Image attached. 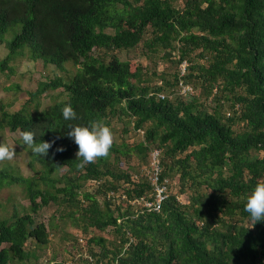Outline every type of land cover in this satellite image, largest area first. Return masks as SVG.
Returning a JSON list of instances; mask_svg holds the SVG:
<instances>
[{"label":"trees","instance_id":"trees-1","mask_svg":"<svg viewBox=\"0 0 264 264\" xmlns=\"http://www.w3.org/2000/svg\"><path fill=\"white\" fill-rule=\"evenodd\" d=\"M176 1L0 0V42L13 34L0 72L25 51L30 61L66 74L29 94L25 105L60 90L41 111L24 105L9 112L0 100V132L32 130L37 142L55 139L44 157L21 135L33 175L0 163V193L20 188L32 214L50 204L64 208L59 218L82 231L98 263L264 264V222L254 224L244 209L250 190L264 181V0H179L181 7ZM139 48L151 62L173 63V78L153 70L160 81L153 85L151 69L116 54ZM69 64L75 73L68 74ZM180 82L197 94H177ZM162 93L176 97L161 99ZM68 102L77 112L71 121L61 112ZM97 118L111 129L115 118L132 124L142 140L132 149L113 143L108 156L80 167L67 126ZM152 149L161 151L160 179L168 181L161 211L135 212L128 202L108 200L109 191L125 184L128 200L152 198L144 175L120 168L134 152L148 168ZM90 180L103 181L88 191ZM55 220L37 223L16 208L9 217L0 215V264H40ZM107 229L111 239L87 238Z\"/></svg>","mask_w":264,"mask_h":264},{"label":"rangeland","instance_id":"rangeland-1","mask_svg":"<svg viewBox=\"0 0 264 264\" xmlns=\"http://www.w3.org/2000/svg\"><path fill=\"white\" fill-rule=\"evenodd\" d=\"M176 7H181L182 2L179 0L176 1ZM13 34L8 32L3 37V43L0 42V61L6 58L8 55V50L5 47V44L11 41ZM24 50H27L24 47ZM121 60H131L133 64L140 63L144 67L151 69L148 73L149 78L152 77L151 71L155 70L156 74H165L169 79L173 78L174 73L177 71L176 67L170 61H163L159 57L154 58V62H151L149 58L142 55L141 49H137L134 52H116ZM156 64V66L154 65ZM10 70H6L4 73L0 72V100L7 105V110L9 112L19 111L29 99V94L34 92L40 82H45L53 79L55 76H65L66 74L61 73L56 70L53 66H45L42 62H33L28 59L26 52L15 56L12 61L8 64ZM68 74H73L76 71V67L71 64L66 66ZM179 72L183 70L180 66ZM153 85L160 84V81L156 77H152ZM60 90L50 92L48 94L42 95L41 99L37 103H32L28 106L31 113L36 111H41L44 108L52 105L57 98ZM177 94L180 95L179 89L176 90ZM194 94H197L196 91H192ZM165 97H168L171 101H174L176 95H169L162 93ZM190 95V94H189ZM125 122V120H124ZM113 130V143L121 147L127 145L132 149L139 141H141V135L133 131L132 124L127 123L124 125L118 119H113L111 122ZM126 129L127 133L124 135L123 130ZM0 141L8 143L10 146H14L16 155L12 160H2L1 164H7L12 167L19 175L22 176H31L33 175L32 170L28 167L29 154L26 149L21 144V133L20 132H9L8 130L0 132ZM123 160V159H122ZM121 170L129 172L130 174L138 173L141 175L144 172V169L147 168V164L141 159V156L135 152L131 154L129 160H123L120 164ZM65 173V169L61 171ZM20 188L11 187L5 189L0 193V200L3 205V208L0 210V215L2 217L11 216L12 210L16 208L20 215L31 214L34 220L37 223L43 222L48 224L50 218L54 215L56 216L55 223L58 225L57 230L49 231V244L43 249L42 258L40 259V264L43 261L47 260H56L57 262H69L73 261L74 264H88L85 261V256L89 254L88 248L86 245V238L83 236L82 231L71 227V221L65 218L64 220L60 219L59 216L64 213L65 209H58L54 205H49L46 208L40 209L37 214H32L30 203L25 199ZM172 192L178 193V188L175 183L172 184ZM185 203L187 198L182 196L179 198ZM182 201V202H183ZM92 232V231H91ZM111 232L109 229L100 233L93 231L88 235L87 238L103 235L106 239H111ZM80 238H82L80 242ZM96 249L97 247L94 246ZM42 261V262H41Z\"/></svg>","mask_w":264,"mask_h":264},{"label":"clouds","instance_id":"clouds-1","mask_svg":"<svg viewBox=\"0 0 264 264\" xmlns=\"http://www.w3.org/2000/svg\"><path fill=\"white\" fill-rule=\"evenodd\" d=\"M61 112L65 121H71L77 118V112L71 102L65 103L61 108ZM67 128L69 130L66 135L78 145L76 156L77 158H82L80 159V167H84L86 164L94 162L98 157H106L109 155L110 149L113 145L114 135L111 127L102 118L93 119L87 124H69ZM21 135L23 144L26 145L32 153L44 157L48 156L49 149L55 143V139L51 141L42 140L37 142L35 133L32 130H25ZM56 150L62 151L63 147L60 146ZM15 155L16 152L14 146H10L8 143L0 141V161L5 159L12 160ZM244 209L249 214V218L254 224L257 222H264V181H258L250 190L246 197ZM85 257V261L91 264L87 257H91L92 259L93 257L89 254ZM94 262L98 263L95 260ZM42 263L53 264L49 260L43 261ZM68 263L74 264L73 261L63 264Z\"/></svg>","mask_w":264,"mask_h":264},{"label":"built area","instance_id":"built-area-1","mask_svg":"<svg viewBox=\"0 0 264 264\" xmlns=\"http://www.w3.org/2000/svg\"><path fill=\"white\" fill-rule=\"evenodd\" d=\"M183 70H181V76L184 75L185 69L187 64L183 63L182 65ZM179 91L180 95H187L192 93V88L188 85H184L182 82L179 83ZM159 97L161 99H164L165 96L162 94H159ZM161 151L158 149H152L150 152V162L148 165V168L144 169V172L141 174V176H145L149 183L150 186L152 187V198L150 197H139L135 198L133 200H128L127 194H126V189L129 188L128 184L123 185L121 189H119L117 192L116 191H109L107 193V199L111 200L115 204H120L122 202H128L130 205L135 207L136 211H144L146 213H159L161 211V207L163 205V202L166 200L168 197V181L163 180L161 181L160 179V174L162 172V167L160 163V154ZM140 176V177H141ZM138 176L134 175L133 180L137 179ZM103 180H91L86 184V189L93 190L94 188H99ZM82 239H80L81 242ZM83 241V240H82ZM89 259V262L91 264H101V263H96L91 257H87ZM45 264V263H42ZM70 264V263H68Z\"/></svg>","mask_w":264,"mask_h":264}]
</instances>
